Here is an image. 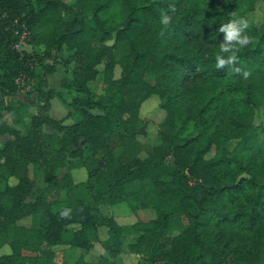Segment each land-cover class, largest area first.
Segmentation results:
<instances>
[{"label": "trees", "instance_id": "trees-1", "mask_svg": "<svg viewBox=\"0 0 264 264\" xmlns=\"http://www.w3.org/2000/svg\"><path fill=\"white\" fill-rule=\"evenodd\" d=\"M258 1L0 0V95L17 94V80L34 81L37 66L62 51L70 77L61 87L74 94L72 125L49 116L51 93L35 114L18 106L28 119L24 135L0 109V137H12L0 147V249L9 248L0 264H83L81 251L101 226L110 256L98 264H119L113 250L123 228L98 207L120 202L155 213L131 227L143 262L264 264V124L254 123L255 110L264 113V23L249 16ZM239 17L251 37L241 49L219 31ZM23 28L31 53L15 48ZM121 44L128 52L117 59ZM94 80L105 86L97 98ZM152 96L165 117L159 143L142 158L147 122L139 111ZM81 168L87 179L74 183ZM29 171L47 183L36 196ZM27 217L29 227L17 224ZM65 250L73 258L60 261Z\"/></svg>", "mask_w": 264, "mask_h": 264}, {"label": "rangeland", "instance_id": "rangeland-1", "mask_svg": "<svg viewBox=\"0 0 264 264\" xmlns=\"http://www.w3.org/2000/svg\"><path fill=\"white\" fill-rule=\"evenodd\" d=\"M71 1V0H68ZM251 19L255 24L260 25L264 23V2L258 1L254 12L249 14ZM21 35L18 38V42L15 46L18 52L31 53L33 50L28 42L29 34L27 33L25 39H21ZM112 43L109 42V44ZM41 51V48H39ZM38 50V51H39ZM128 52V48L125 44H121L117 47L115 55L117 59L122 57ZM68 52L62 51L54 59H45L42 65H38L36 68L37 78L25 84L23 81H18L19 85L18 93L9 97H2L0 95V109L2 110V117L4 122L18 130L22 135L25 134L26 128L25 124L28 123L27 117L23 116L21 111L17 112V107H26L28 113L35 114L37 112L38 106L45 100V94L51 93L53 97L50 99L48 106L49 116L57 121H62L64 125H72L74 123L73 119L66 118L68 112L72 111L73 108L70 107V102L74 97V94L66 91L61 87V81L65 78L70 77L68 68L63 64V61L68 56ZM45 66H50L53 69L52 74L46 73ZM103 68L102 65L98 67L99 71ZM120 76V68L116 66L114 69V79H118ZM89 89L91 90V95L93 98H97L103 93L105 88L104 84L96 80L91 81L89 84ZM39 91L43 94L40 95ZM1 92V89H0ZM2 100V102H1ZM158 98L152 96L151 98L144 101L140 106V117L147 122L146 134L140 136L138 141L141 144L142 151L141 157L145 158L150 154L153 148L159 143L158 126L164 120L165 113L159 107ZM5 107L9 108L11 111L6 110ZM12 111H15L19 122L15 123L12 119ZM92 113H100L98 110L93 109ZM20 116V117H19ZM24 123V126H23ZM255 124H264V113L262 109L255 110L254 114ZM41 131L43 133H52V129L49 126L42 127ZM10 135H4L0 137V147L7 141L11 140ZM67 171L64 169L60 176L64 175ZM74 183L84 182L87 179V173L85 169H76L72 171ZM29 177L35 180L34 193L35 196L39 194V189L46 186V180L41 173L33 175L32 171H29ZM11 184L16 183L15 179H11ZM64 195H62V200ZM99 214L107 219H113L117 225L122 226V234L120 235V245L115 246L116 254L114 259L119 264H149L140 260L139 255L134 251L133 246L137 243L140 233L133 230L131 227L137 223H148L155 218V213L153 210H143L138 209L136 212H132L128 205L124 202H120L114 206L100 205L98 207ZM18 225L29 227L31 225V218L27 217L25 219L19 220ZM108 233L106 227H98L97 235L92 237L91 246L88 251H81L79 259L83 264H98L103 258L110 256L108 253V245L106 241L108 239ZM9 253V248L4 246L0 249V254ZM72 250H65L62 252L60 261L63 259L65 261L73 258ZM78 253L76 252V255Z\"/></svg>", "mask_w": 264, "mask_h": 264}, {"label": "clouds", "instance_id": "clouds-1", "mask_svg": "<svg viewBox=\"0 0 264 264\" xmlns=\"http://www.w3.org/2000/svg\"><path fill=\"white\" fill-rule=\"evenodd\" d=\"M171 21V16L167 14H161V23L162 24H169ZM248 27V19L246 17H239L236 19H231L229 20L228 23L223 24L220 26L219 31L225 33V39L227 41H232L236 40L238 43L236 45L237 48H243L244 45H248L250 43L251 37L248 36L245 33V29ZM244 33L242 36L241 34ZM222 49L226 50L225 46H221ZM222 52V50H221ZM235 55L233 54L232 56L229 57V60L235 59ZM217 67L223 65L225 63V60L221 58V55L217 56ZM249 72L245 71L244 72V77L247 78L249 76ZM71 210L70 209H65L61 215L67 216Z\"/></svg>", "mask_w": 264, "mask_h": 264}, {"label": "built area", "instance_id": "built-area-1", "mask_svg": "<svg viewBox=\"0 0 264 264\" xmlns=\"http://www.w3.org/2000/svg\"><path fill=\"white\" fill-rule=\"evenodd\" d=\"M26 34H27V32H26V30L23 28V31H22V33H21V39H25V36H26Z\"/></svg>", "mask_w": 264, "mask_h": 264}]
</instances>
